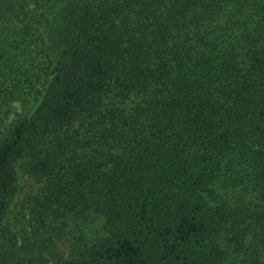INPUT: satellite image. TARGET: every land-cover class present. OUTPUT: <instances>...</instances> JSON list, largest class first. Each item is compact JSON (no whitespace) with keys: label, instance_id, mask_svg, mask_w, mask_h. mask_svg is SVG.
<instances>
[{"label":"trees","instance_id":"trees-1","mask_svg":"<svg viewBox=\"0 0 264 264\" xmlns=\"http://www.w3.org/2000/svg\"><path fill=\"white\" fill-rule=\"evenodd\" d=\"M34 247L264 264V0H0V264Z\"/></svg>","mask_w":264,"mask_h":264},{"label":"rangeland","instance_id":"rangeland-1","mask_svg":"<svg viewBox=\"0 0 264 264\" xmlns=\"http://www.w3.org/2000/svg\"><path fill=\"white\" fill-rule=\"evenodd\" d=\"M13 109L16 112H19V106L17 104L13 105ZM13 116L10 115V118ZM16 193L11 200V203L8 208V214L5 219V223L7 224V228L11 233L16 234L17 245L21 244V238L23 236V232L28 230L27 222H28V208L30 204L31 197L36 193V190L40 184H38L34 179L28 178L27 176H22L17 174L16 177ZM63 247L61 246V252ZM60 251V249H59ZM39 253L34 247L33 252L29 254V260H33V262L37 261L36 264H51V262L46 257H38ZM41 258V259H40Z\"/></svg>","mask_w":264,"mask_h":264}]
</instances>
